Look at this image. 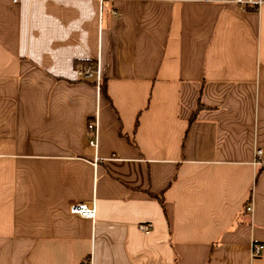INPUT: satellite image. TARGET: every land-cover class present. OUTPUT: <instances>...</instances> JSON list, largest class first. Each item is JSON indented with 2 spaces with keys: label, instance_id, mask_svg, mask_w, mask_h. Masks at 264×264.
<instances>
[{
  "label": "crops",
  "instance_id": "crops-1",
  "mask_svg": "<svg viewBox=\"0 0 264 264\" xmlns=\"http://www.w3.org/2000/svg\"><path fill=\"white\" fill-rule=\"evenodd\" d=\"M258 150L264 0H0V264H264Z\"/></svg>",
  "mask_w": 264,
  "mask_h": 264
},
{
  "label": "built area",
  "instance_id": "built-area-1",
  "mask_svg": "<svg viewBox=\"0 0 264 264\" xmlns=\"http://www.w3.org/2000/svg\"><path fill=\"white\" fill-rule=\"evenodd\" d=\"M20 0H14V2H19ZM77 78L81 81H91L94 82L95 85L100 88V86L103 83V73L99 66L92 65V66H86V67H79L76 70ZM89 132L92 133V139L88 141L87 146L89 148H97L98 142H97V136H98V128L96 121L89 125L88 127ZM263 152L261 150H258L255 153V165H263L264 161L262 160ZM70 214L73 216H79L86 220L94 221L96 218V208L94 204H85V203H73L69 206ZM246 213L253 214L254 208L253 205L249 204L246 209ZM138 229L144 233L149 234L152 231L151 224H141L138 226ZM264 250L263 245H253L252 247V257L256 258L262 255V252Z\"/></svg>",
  "mask_w": 264,
  "mask_h": 264
},
{
  "label": "trees",
  "instance_id": "trees-1",
  "mask_svg": "<svg viewBox=\"0 0 264 264\" xmlns=\"http://www.w3.org/2000/svg\"><path fill=\"white\" fill-rule=\"evenodd\" d=\"M95 64V62H93V61H81V62H76L75 63V68L77 69V68H79V67H86V66H92V65H94ZM102 88H103V84H102ZM106 88H103V93H105V95H106ZM150 195H152L153 197H155V195H153L152 193L150 194ZM155 198H157L158 200H159V202L163 205V200H162V198H160V197H155Z\"/></svg>",
  "mask_w": 264,
  "mask_h": 264
}]
</instances>
